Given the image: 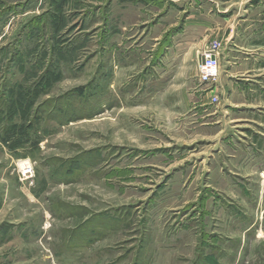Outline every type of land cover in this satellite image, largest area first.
Here are the masks:
<instances>
[{"label":"rangeland","instance_id":"obj_1","mask_svg":"<svg viewBox=\"0 0 264 264\" xmlns=\"http://www.w3.org/2000/svg\"><path fill=\"white\" fill-rule=\"evenodd\" d=\"M170 1L220 2L0 0V264H264V111L200 122L148 70Z\"/></svg>","mask_w":264,"mask_h":264},{"label":"crops","instance_id":"obj_2","mask_svg":"<svg viewBox=\"0 0 264 264\" xmlns=\"http://www.w3.org/2000/svg\"><path fill=\"white\" fill-rule=\"evenodd\" d=\"M252 4L250 9L233 10V3L220 0L215 3L212 23L208 24L206 19L196 17L197 14L187 13L186 8L185 20H174L171 10L181 7L178 2L170 1L164 14L163 30L157 35L158 23L151 28L154 42L148 70L154 73L159 69L168 85L185 83L181 86L185 97L178 98V103L185 106V113L192 114L200 122L208 116L206 107L213 105L210 102L213 96L218 97L221 105L213 116L241 115L235 122H247L248 116L242 115L252 112H256L252 114L258 118L263 117L264 11L255 16ZM250 11L255 17L250 16ZM214 41L222 43L218 55L220 70L213 91L209 93L210 88H205L199 81V65L203 52ZM220 124L222 127V119Z\"/></svg>","mask_w":264,"mask_h":264},{"label":"built area","instance_id":"obj_3","mask_svg":"<svg viewBox=\"0 0 264 264\" xmlns=\"http://www.w3.org/2000/svg\"><path fill=\"white\" fill-rule=\"evenodd\" d=\"M222 49L219 41L211 42L202 54V62L199 65V81L202 85H214L219 78V59L218 55ZM219 103L217 96L212 97V104ZM23 171V168H22ZM30 171L24 172L28 174Z\"/></svg>","mask_w":264,"mask_h":264},{"label":"bare ground","instance_id":"obj_4","mask_svg":"<svg viewBox=\"0 0 264 264\" xmlns=\"http://www.w3.org/2000/svg\"><path fill=\"white\" fill-rule=\"evenodd\" d=\"M21 167L23 168L24 172H27L28 170H30V167H29L28 163H22Z\"/></svg>","mask_w":264,"mask_h":264}]
</instances>
